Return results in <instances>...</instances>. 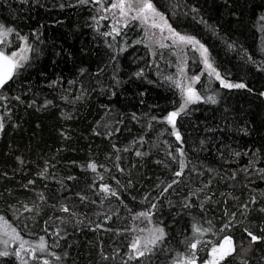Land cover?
Returning <instances> with one entry per match:
<instances>
[{
	"label": "trees",
	"instance_id": "trees-1",
	"mask_svg": "<svg viewBox=\"0 0 264 264\" xmlns=\"http://www.w3.org/2000/svg\"><path fill=\"white\" fill-rule=\"evenodd\" d=\"M110 1L0 0V50L30 46L0 88V221L19 237L0 264L203 261L226 237L217 264H264V0H150L244 85L189 47L183 111L174 50L135 19L111 33Z\"/></svg>",
	"mask_w": 264,
	"mask_h": 264
},
{
	"label": "rangeland",
	"instance_id": "rangeland-1",
	"mask_svg": "<svg viewBox=\"0 0 264 264\" xmlns=\"http://www.w3.org/2000/svg\"><path fill=\"white\" fill-rule=\"evenodd\" d=\"M113 3L118 4V0H111L110 3L107 5H103V6L99 5L100 8L98 9L100 16L101 15L107 16L109 18L111 33L117 32L119 28L122 27L126 22L133 19L132 17L138 16L139 18L135 20H138L144 26L146 41L152 53L155 51V49L162 48L161 45H165L164 47H169V48H172V50H174L176 57H177V65H176L175 73L173 77L172 76L167 77L166 79L170 83H172L174 86H176V88L179 90L180 94L183 97V102L187 95V86L191 85V87L198 94V91L196 89L197 81L195 83H192V79H191L192 77H198V75L191 74L188 72L187 64H188L189 56L187 54V51L189 47L197 51L201 65H202V70L210 73L211 69L206 68L205 66V63H204L205 58H207L208 63L211 65L212 69H215V68L211 62L208 51L204 53V49L206 48L204 46L203 48H201L200 46L202 44L199 42L194 46L191 44H186V43L181 42L179 40L180 36H185V37H191V36H186V35L175 33V31H173L168 21L166 20L165 16L161 12H159L151 2L150 3L155 9V12H153L152 10H145L143 13H138L135 9H133V10L127 11L126 15H121V11L119 7L113 8L112 7ZM156 13H159V15H156ZM169 29H171V31ZM29 48L30 46L27 44L26 40L23 38V39H20L18 45L15 48L10 49L8 51L6 50V53L14 60L15 64L19 65L29 55V51H30ZM13 53H16V55L13 56L12 55ZM217 73L218 72L215 69V72H212L211 75L214 76L220 82L221 80H223L224 84H233V85L240 84L238 82H231V81L225 80L220 75H219V78H217V75H216ZM177 82H179L182 85V87H177ZM0 126H1V123H0ZM154 235H155L154 230L152 228L147 227L141 239L135 243L136 247L135 248L132 247V251L134 253H137L138 251H140L139 249L141 248V246L145 244L146 242H148L149 240H151L154 237ZM226 238L221 240L220 244L214 248L215 251L213 250L210 251L208 258H206L205 260L199 261L197 258L187 257L183 259L182 261H179L175 264H188L189 261H192L193 264H217V260L220 258V256H217L216 252L218 251L221 243L224 242ZM8 239L19 240V237L15 235V233L8 226L7 223L0 221V240L6 241ZM230 240H231V248H230L231 250L233 248L234 243L232 241V238Z\"/></svg>",
	"mask_w": 264,
	"mask_h": 264
},
{
	"label": "snow or ice",
	"instance_id": "snow-or-ice-1",
	"mask_svg": "<svg viewBox=\"0 0 264 264\" xmlns=\"http://www.w3.org/2000/svg\"><path fill=\"white\" fill-rule=\"evenodd\" d=\"M112 7L113 8L119 7L120 11H121V15H126L127 11H130L133 9H135L138 13H143L145 10H152L153 12H155V9L153 8L152 4L150 3V0H118V4L113 3ZM156 15H159V13H156ZM132 18L137 19L139 17L134 16ZM169 30L171 31V29H169ZM11 32H12V29L9 28L7 30H4L3 26H0V37L6 36L8 33H11ZM21 39H23V38H21ZM179 40L183 43L191 44L193 46L198 43V41H196L192 37L180 36ZM161 46L164 47L165 45H161ZM200 47L203 48V45H201ZM206 51L207 50L204 49V53H206ZM12 55L15 56L16 53H13ZM202 55H203V53H202ZM8 60H9V58L3 52H0V61H8ZM204 63H205L206 68L211 69V72L209 73L210 75L212 72H215V69H212L211 65L208 63L207 58H205ZM18 66H19L18 64L13 63L11 65V69L7 73H0V87H3V85L6 83V81L11 78L12 71ZM181 71H182V69H181ZM216 75H217V78H219V74L217 73ZM191 79H192V83H195L196 81L199 80V77H192ZM221 84H222V86H225V87H236V88L244 87L243 84H234V85L233 84H224L223 80H221ZM177 87H182V85L179 82H177ZM199 99H200V96L195 92V90L191 87V85L187 86V95H186V98L184 100V103L180 107V111H183L184 108L187 106V104L193 103ZM208 99L211 100V102L215 103L214 98L209 97ZM178 114H179L178 112L170 113L168 118H167L168 122L172 123L174 125V117H176ZM173 131L175 132V128H173ZM176 135H177V139L179 140L180 139L179 134H176ZM137 155H140V153H137ZM90 167H94V166L90 165ZM183 167H184L183 162H181V169H183ZM180 174H181L180 172L176 173V175H178V176ZM104 190L107 191L108 190L107 187H105ZM113 195H115V193H113ZM65 211H67V209H65ZM139 215L140 216H146L147 213H140ZM195 230L200 231V229H195ZM157 231L160 233V236L162 237L163 230L157 229ZM256 239H257V237L252 236L253 241H255ZM41 240H43V238H41ZM226 240H227V238H226ZM154 242L155 241H153V243ZM21 247H23V244L21 245ZM132 247L135 248L136 245L133 244ZM191 247L193 249H195L196 244L193 243L191 245ZM40 248H41V250H43V244L40 245ZM213 251H215V249H213ZM4 255H8V253L7 252H0V256H4ZM16 255L19 256L20 253L17 252ZM140 255H143V253L141 252ZM44 264H48V262L45 261ZM188 264H193V262L189 261Z\"/></svg>",
	"mask_w": 264,
	"mask_h": 264
},
{
	"label": "water",
	"instance_id": "water-1",
	"mask_svg": "<svg viewBox=\"0 0 264 264\" xmlns=\"http://www.w3.org/2000/svg\"><path fill=\"white\" fill-rule=\"evenodd\" d=\"M0 52H3V51L0 50ZM3 53L9 58V60L8 61H0V73H7L11 69V65L15 62L6 52H3ZM13 71H12V73H13ZM230 248H231V240L229 238H227V240L225 239L224 242H222L221 245L219 246V249L216 252V255L221 256L224 253L228 252L230 250Z\"/></svg>",
	"mask_w": 264,
	"mask_h": 264
}]
</instances>
